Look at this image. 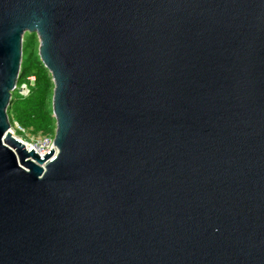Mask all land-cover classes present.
I'll return each mask as SVG.
<instances>
[{
  "label": "water",
  "instance_id": "1",
  "mask_svg": "<svg viewBox=\"0 0 264 264\" xmlns=\"http://www.w3.org/2000/svg\"><path fill=\"white\" fill-rule=\"evenodd\" d=\"M26 32L43 155L10 131ZM0 264H264V0H0Z\"/></svg>",
  "mask_w": 264,
  "mask_h": 264
},
{
  "label": "trees",
  "instance_id": "2",
  "mask_svg": "<svg viewBox=\"0 0 264 264\" xmlns=\"http://www.w3.org/2000/svg\"><path fill=\"white\" fill-rule=\"evenodd\" d=\"M35 37L32 34L30 41L35 40ZM22 84L28 87L26 95L18 90ZM53 88L50 72L40 61L37 51L31 50L23 58L20 79L12 93L8 110L11 123L17 121L31 136L54 137L56 121L52 114Z\"/></svg>",
  "mask_w": 264,
  "mask_h": 264
},
{
  "label": "rangeland",
  "instance_id": "3",
  "mask_svg": "<svg viewBox=\"0 0 264 264\" xmlns=\"http://www.w3.org/2000/svg\"><path fill=\"white\" fill-rule=\"evenodd\" d=\"M35 33H30V32H26L24 35V58L27 57V55L30 53L31 50L34 49V51L38 53V46H39V40L38 37L36 35V37L34 38L35 40H31L30 41V36ZM19 92L21 94H23L25 92V89L22 88V86L19 87ZM13 124L15 125V121L13 122ZM10 131L14 132V134L16 135L17 138L22 139L27 145L36 147L38 145V139L41 137H46V136H31L28 135L27 131L26 132H21L18 129H16V131L13 130L12 127H10ZM52 139L54 137H51Z\"/></svg>",
  "mask_w": 264,
  "mask_h": 264
},
{
  "label": "built area",
  "instance_id": "4",
  "mask_svg": "<svg viewBox=\"0 0 264 264\" xmlns=\"http://www.w3.org/2000/svg\"><path fill=\"white\" fill-rule=\"evenodd\" d=\"M22 88L25 89V92L23 95H26L28 93V87L26 84L21 85ZM11 127L13 128L14 131L18 129L21 132H26L25 128L22 127L17 121H15V125L12 124ZM12 132V131H11ZM12 134L16 137L14 132ZM19 139V138H18ZM22 142H24L22 139H20ZM25 143V142H24ZM26 144V143H25ZM27 146V144H26ZM40 154H44L45 152L49 151L51 148H53V139L51 137H41L38 139V145L34 147Z\"/></svg>",
  "mask_w": 264,
  "mask_h": 264
},
{
  "label": "bare ground",
  "instance_id": "5",
  "mask_svg": "<svg viewBox=\"0 0 264 264\" xmlns=\"http://www.w3.org/2000/svg\"><path fill=\"white\" fill-rule=\"evenodd\" d=\"M27 147H28V148H31V147H33V146L27 145Z\"/></svg>",
  "mask_w": 264,
  "mask_h": 264
}]
</instances>
